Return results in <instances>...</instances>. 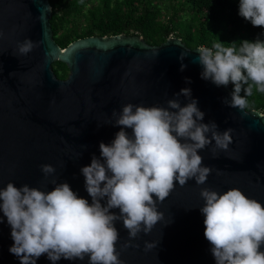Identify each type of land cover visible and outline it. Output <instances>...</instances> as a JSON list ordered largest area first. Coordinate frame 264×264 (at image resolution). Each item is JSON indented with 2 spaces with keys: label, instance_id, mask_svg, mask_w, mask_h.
<instances>
[{
  "label": "water",
  "instance_id": "water-1",
  "mask_svg": "<svg viewBox=\"0 0 264 264\" xmlns=\"http://www.w3.org/2000/svg\"><path fill=\"white\" fill-rule=\"evenodd\" d=\"M52 14L50 0H0V31L4 33L0 40V187L13 182L17 187L28 184L49 191L54 186H44L40 166L51 164L58 183L67 182L91 202L80 169L90 165L94 154L99 157V144L111 143L120 130L104 123L112 112H120L127 103L167 107L175 93L190 88L205 113L204 123L215 121L221 132L234 130L230 154L235 158L223 151L212 158L211 145L201 150L203 164L213 168L207 182L198 186L190 180L181 187L177 181L175 190L157 205L164 220L150 234L141 232L132 241L138 248L122 250L128 232L122 221L116 222L120 234L116 247L124 264H216L204 237L200 190L206 187L222 194L239 188L264 204L262 111L247 109L245 114L224 105L223 98L233 91L231 84L217 87L201 79L202 67L194 62L199 55L194 50L200 46L190 48L177 36L151 44L138 33H117L79 37L62 47L54 37ZM25 39L38 42L39 47L26 56L14 55L17 41ZM49 52L55 55L46 59ZM181 52L188 53L184 71L180 70ZM56 60L67 64V77L55 73ZM179 99L182 104L188 102L183 96ZM217 169L223 175H217ZM146 241L158 246L145 251ZM13 244L4 217L0 264H20L9 251ZM37 264L52 262L45 255ZM57 264H88V260L61 259Z\"/></svg>",
  "mask_w": 264,
  "mask_h": 264
},
{
  "label": "clouds",
  "instance_id": "clouds-1",
  "mask_svg": "<svg viewBox=\"0 0 264 264\" xmlns=\"http://www.w3.org/2000/svg\"><path fill=\"white\" fill-rule=\"evenodd\" d=\"M239 15L254 27H264V0H239ZM225 45L219 41L196 48L199 55L194 62L202 67L201 79L217 87L234 85L222 102L247 114V98L254 89L264 93V41ZM37 47L39 43L31 39L17 41L14 55L26 56ZM54 55L46 53V59ZM187 55H179L181 71L187 68L183 63ZM174 95L167 107L127 103L104 122L120 130L111 143L101 142L100 156L94 154L90 165L80 169L91 202L67 182L58 183L51 164L40 166L44 186H54L49 191L28 184L17 187L13 182L0 187V223L7 218L14 241L9 251L20 264H37L45 255L52 264L86 258L88 264H124L116 247L120 239L116 222L122 221L128 232L122 250L138 248L132 241L141 232L150 234L164 220L157 205L170 196L177 181L181 187L190 180L198 186L207 182L213 168L203 164L200 151L211 145L212 158L221 151L230 154L234 130L221 132L215 121L204 123L205 113L190 88ZM181 96L188 102L182 104ZM259 116L264 117V112ZM216 174L223 175L218 169ZM200 196L204 237L216 264H264V204L239 188L221 194L205 187ZM157 246L146 241L145 251Z\"/></svg>",
  "mask_w": 264,
  "mask_h": 264
},
{
  "label": "trees",
  "instance_id": "trees-1",
  "mask_svg": "<svg viewBox=\"0 0 264 264\" xmlns=\"http://www.w3.org/2000/svg\"><path fill=\"white\" fill-rule=\"evenodd\" d=\"M178 1V0H174ZM179 6H163L159 0H50L54 37L60 46L87 35L141 34L160 44L171 34L190 47H211L215 42L264 41V27H254L239 15V0H180ZM187 9L188 16L181 11ZM60 78L68 76L66 63L53 62ZM234 90V85L231 84ZM241 95H245L242 91ZM249 108L264 112V93L253 91Z\"/></svg>",
  "mask_w": 264,
  "mask_h": 264
},
{
  "label": "rangeland",
  "instance_id": "rangeland-1",
  "mask_svg": "<svg viewBox=\"0 0 264 264\" xmlns=\"http://www.w3.org/2000/svg\"><path fill=\"white\" fill-rule=\"evenodd\" d=\"M161 2V4L165 7V6H168V10L171 12V5H175V6H179V2L180 0L178 1H174V0H159ZM187 12H189L187 9H183L181 11L182 15L184 16H188ZM170 36H174V35H170Z\"/></svg>",
  "mask_w": 264,
  "mask_h": 264
}]
</instances>
